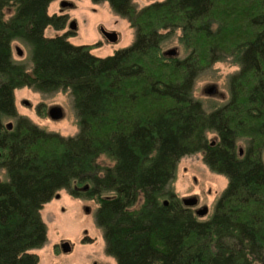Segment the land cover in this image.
Listing matches in <instances>:
<instances>
[{"label":"trees","instance_id":"obj_1","mask_svg":"<svg viewBox=\"0 0 264 264\" xmlns=\"http://www.w3.org/2000/svg\"><path fill=\"white\" fill-rule=\"evenodd\" d=\"M52 1L0 0V264H37L40 211L62 189L94 201L116 264H264V0H106L135 38L105 57L69 31L45 36L68 20L48 13ZM174 38L183 52L167 55ZM226 59L238 67L227 97L206 108L196 80ZM21 87L69 91L77 132L19 114ZM198 152L227 179L205 219L171 186L179 160Z\"/></svg>","mask_w":264,"mask_h":264},{"label":"rangeland","instance_id":"obj_2","mask_svg":"<svg viewBox=\"0 0 264 264\" xmlns=\"http://www.w3.org/2000/svg\"><path fill=\"white\" fill-rule=\"evenodd\" d=\"M62 0H53L48 6V13H65L68 16L66 26L56 30L49 26L45 29V36H55L69 31L67 39L75 45H90L91 52L99 57L112 55L116 50L129 46L134 38L135 31L128 20L117 14L105 0L94 2L93 0H66L72 6L60 10ZM154 1L161 0H133L137 7L145 6ZM75 20L77 27L69 30V22ZM118 33L116 42L107 41L101 34L100 28ZM19 46L22 55H18L14 47L13 57L16 61L23 62L30 70L32 64L25 45L14 42ZM181 46L177 39H172L165 46V50ZM238 69L231 59L215 62L198 76L193 89L194 97L202 100L206 108L222 103L228 94L227 77ZM211 85L216 86L213 94L207 92ZM15 106L17 112L27 116L39 126L59 132L62 135H74L77 132V119L73 109L72 97L69 91H55L41 93L29 87L15 89ZM41 105V112L37 107ZM61 106L64 115L59 120H52L47 115L51 106ZM13 118H7L5 123L13 122ZM209 135V138H212ZM242 144H240L239 148ZM264 157V156H263ZM101 163L109 161L102 158ZM0 178H3L2 172ZM227 179L221 174L212 172L202 160L200 152L183 156L177 166L176 175L171 182L173 191L179 198L197 196L199 204L194 208L208 207V212L201 216L205 219L213 210L214 203L225 188ZM59 197H53L43 205L41 217L46 224L47 238L40 247L33 249L39 259L37 264H116L115 259L105 251V241L102 231L97 227L94 218L95 203L87 198L78 199L62 189L58 191ZM84 206L89 207L86 213ZM87 231L86 233H84ZM89 235L93 239L84 240ZM69 241L71 251L64 253L60 248V242Z\"/></svg>","mask_w":264,"mask_h":264},{"label":"water","instance_id":"obj_3","mask_svg":"<svg viewBox=\"0 0 264 264\" xmlns=\"http://www.w3.org/2000/svg\"><path fill=\"white\" fill-rule=\"evenodd\" d=\"M60 6H61V8H64L66 6H72V3L68 2L66 0H62L60 2ZM68 27H69V30H75L76 27H77L76 21L75 20H71L69 22ZM100 31H101V34L103 35V37L107 41H109V42H116L117 41V39H118V33L117 32H115V31H107L103 27L100 28ZM15 49H16V52H17L18 55H22V50L19 48V46H15ZM165 53L167 55H176L177 54V49L176 48H170V49H167L165 51ZM216 91H217V88L214 85H211V86H209L207 88V92L209 94H213ZM47 115L52 120H59V119H61L63 117L64 112H63V109H62L61 106L54 105V106H51L48 109ZM11 127H12V123L9 122L8 123V128H11ZM213 144H214V141H212L211 145H213ZM242 153H243V149L240 148L239 149V154L241 155ZM85 188H87V186ZM55 197H59V194L57 193L55 195ZM181 201H182V203L185 206L192 207V206H195L197 204L198 199L195 196H188V197H182ZM165 203H167V200L165 201ZM207 212H208V207L205 206V205L200 207V208H196V210H195V213L198 216H204ZM60 248H61L62 252H64V253L70 252L71 251V244H70L69 241H63L62 243H60Z\"/></svg>","mask_w":264,"mask_h":264},{"label":"flooded vegetation","instance_id":"obj_4","mask_svg":"<svg viewBox=\"0 0 264 264\" xmlns=\"http://www.w3.org/2000/svg\"><path fill=\"white\" fill-rule=\"evenodd\" d=\"M63 9L64 8H60V10L61 11H63ZM65 14V13H64ZM195 197H197V196H195ZM76 198H78V199H81L80 197H76ZM197 199H198V202H197V204L194 206V207H196L198 204H199V198L197 197ZM88 200H92V199H88ZM93 201V200H92ZM193 206H192V208L194 209V210H196V208H194ZM84 209H85V211H86V213L89 211V207H87V206H84ZM87 231H85L84 233H86ZM91 239H93L92 237H90L89 235H86L85 237H84V240H91ZM64 240H62L60 243H62ZM72 247V246H71ZM92 264H98L97 263V261H95V260H93L92 261Z\"/></svg>","mask_w":264,"mask_h":264}]
</instances>
